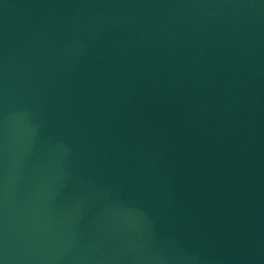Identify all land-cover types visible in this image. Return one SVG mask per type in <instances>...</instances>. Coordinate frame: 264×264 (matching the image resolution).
I'll return each mask as SVG.
<instances>
[{
  "label": "water",
  "instance_id": "95a60500",
  "mask_svg": "<svg viewBox=\"0 0 264 264\" xmlns=\"http://www.w3.org/2000/svg\"><path fill=\"white\" fill-rule=\"evenodd\" d=\"M0 264H264V0H0Z\"/></svg>",
  "mask_w": 264,
  "mask_h": 264
}]
</instances>
